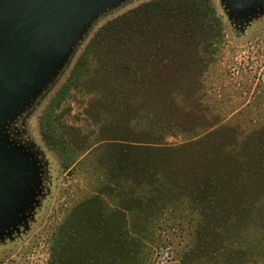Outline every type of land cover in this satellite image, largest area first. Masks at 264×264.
Listing matches in <instances>:
<instances>
[{
  "label": "trees",
  "instance_id": "obj_1",
  "mask_svg": "<svg viewBox=\"0 0 264 264\" xmlns=\"http://www.w3.org/2000/svg\"><path fill=\"white\" fill-rule=\"evenodd\" d=\"M226 50L211 0L146 1L96 32L40 117L86 182L48 264H264V89L232 86Z\"/></svg>",
  "mask_w": 264,
  "mask_h": 264
},
{
  "label": "rangeland",
  "instance_id": "obj_2",
  "mask_svg": "<svg viewBox=\"0 0 264 264\" xmlns=\"http://www.w3.org/2000/svg\"><path fill=\"white\" fill-rule=\"evenodd\" d=\"M142 1L107 0L88 7L60 44L51 69L30 80L19 94L0 106V156L16 176L12 199L0 210V264L49 263L53 228L86 190V182L65 171L43 141L40 117L96 32ZM211 1L224 25L226 59L237 63L241 68L238 73L243 75L232 86L263 90L264 0ZM250 100L253 98L236 102ZM173 239L179 249L186 241L178 235ZM167 254L158 259L165 263Z\"/></svg>",
  "mask_w": 264,
  "mask_h": 264
},
{
  "label": "water",
  "instance_id": "obj_3",
  "mask_svg": "<svg viewBox=\"0 0 264 264\" xmlns=\"http://www.w3.org/2000/svg\"><path fill=\"white\" fill-rule=\"evenodd\" d=\"M107 0H0V106L53 66L60 44L88 7ZM14 169L0 156V210L10 201Z\"/></svg>",
  "mask_w": 264,
  "mask_h": 264
},
{
  "label": "crops",
  "instance_id": "obj_4",
  "mask_svg": "<svg viewBox=\"0 0 264 264\" xmlns=\"http://www.w3.org/2000/svg\"><path fill=\"white\" fill-rule=\"evenodd\" d=\"M145 1H148V0H144V1H142V2H145ZM142 2H141V3H142ZM134 7H135V6H134Z\"/></svg>",
  "mask_w": 264,
  "mask_h": 264
}]
</instances>
